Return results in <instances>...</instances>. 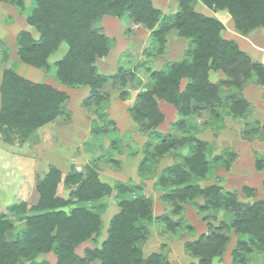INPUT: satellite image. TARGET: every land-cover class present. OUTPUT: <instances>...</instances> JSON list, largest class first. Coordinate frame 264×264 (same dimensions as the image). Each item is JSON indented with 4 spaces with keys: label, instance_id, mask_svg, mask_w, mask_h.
<instances>
[{
    "label": "trees",
    "instance_id": "16d2710c",
    "mask_svg": "<svg viewBox=\"0 0 264 264\" xmlns=\"http://www.w3.org/2000/svg\"><path fill=\"white\" fill-rule=\"evenodd\" d=\"M1 1L22 5V0ZM182 1L171 19L164 18L151 0H34V6L25 11V18L37 34L19 31L15 37L16 54L19 60L47 70V56L64 42L67 50L53 64L54 76L66 86L88 84V101H92L98 99L99 88L105 80L97 73L95 64L96 59L108 50L107 38L97 23L101 15H129L142 24L150 37L149 44L142 51L144 57L164 49L170 30L187 38L185 56L167 62L160 70L151 71L150 82H143L147 89L138 95L137 103L131 108L132 117L139 126L150 130L163 119L155 101L156 98L163 99L176 108L180 117L172 122V127L188 134L167 136L157 149L162 154L172 147L184 146L187 155L183 156L181 163L167 166L156 178L155 185L164 188L162 197L169 204L170 211L154 219L173 229L182 221V218L174 220L172 217L179 213L182 202H190L198 212L212 210L203 217L204 220L209 218L207 233L192 243L195 245L188 246L199 258L197 264H210L213 256L223 252L230 234L236 235L231 264H250L252 253L264 254V194L260 199L246 203L240 202L235 192L221 189L218 183L199 184L198 180L207 175L211 165L207 157L208 144L194 135L198 127L191 122V117L207 114L206 124L215 122L216 129L222 125V115L227 111L242 121L252 108L242 94L244 85L255 83L261 86L264 101V64L242 51L235 40L224 38L220 34L224 24L219 19L189 8L186 3L194 0ZM200 1L210 9L214 5L224 7L233 18L234 31L242 36H248L255 27L264 26V0ZM119 70L112 78L119 80L121 91L130 89L129 83L136 84L133 88L143 84L136 70ZM209 70H220L223 77L211 82ZM21 86L11 85L7 87L11 92L7 90L2 94L0 121L11 126L28 128L36 113L35 108L44 105L52 117L67 98L64 92L54 91L45 84ZM225 88L228 92L223 94ZM50 96L52 99L56 97L52 107L47 98ZM21 115L25 118L18 117ZM256 122L247 123L254 125ZM261 127L264 128V124ZM256 163L258 169L264 170L263 160ZM58 179V172L51 171L37 185L38 201L29 208V213L23 211V204L12 207L17 217L21 213L25 215L24 218L21 216L23 227L15 228L12 220L0 217V264H49L35 258L48 251L55 254V264H177L168 261L160 252L147 257L141 255L139 243L148 234L147 227L153 217L150 201L135 190L129 197L117 196L120 210L112 216L101 246L86 249L84 256L76 254V245L94 240L100 233L102 220L99 211L103 203L96 205L95 202L110 192V186L102 183L90 170L79 186L69 192L71 201L64 199L70 201L65 204L64 200L53 196ZM114 186L119 193L132 189L129 183L118 181ZM198 198L202 201L198 202ZM67 204L68 210L64 209ZM219 211L223 212L222 218L214 224L215 214ZM8 231H15L13 239H6Z\"/></svg>",
    "mask_w": 264,
    "mask_h": 264
},
{
    "label": "rangeland",
    "instance_id": "374dc122",
    "mask_svg": "<svg viewBox=\"0 0 264 264\" xmlns=\"http://www.w3.org/2000/svg\"><path fill=\"white\" fill-rule=\"evenodd\" d=\"M179 1L182 0H151L164 18L171 19L179 10ZM201 3L200 0H194L186 4L194 11L213 16L225 26L233 28V18L224 7L211 6L215 15L205 10V4ZM33 6L34 0H22L21 6L0 0V111L2 94L10 91L7 87L11 85L45 84L54 91L64 92L67 98L52 117L46 105L35 108L36 113L28 128L0 121V217L12 220L15 228L23 227L24 219L21 216L24 218L25 215L21 213L17 217L12 207L23 204V211L29 213V208L38 201L37 185L46 179L49 172L57 171L59 175L53 196L70 200L69 192L75 190L91 170L102 183L110 186V192L95 202L96 205L103 203L99 207L102 220L100 233L94 240L88 239L76 245V254L84 256L86 249L101 246L112 216L120 210L117 196L129 197L135 190L150 201L153 217L147 227L148 234L139 243L141 255L147 257L160 252L170 262L197 264L199 258L188 246L195 245L192 243L207 233L209 218L204 220L203 217L212 210L198 212L190 202H182L179 213L172 215L174 220L182 218V221L173 229L154 219L170 211L169 204L162 197L164 188L155 185L156 178L167 166L181 163L183 156L187 155L184 146L172 147L162 154L157 149L167 136L188 134L172 127V122L180 117L176 108L163 99L155 100L163 116L155 128L142 129L131 114L138 95L147 89L145 84L150 82V72L162 69L167 62L183 58L188 49V39L170 30L164 49L144 57L142 51L149 44L150 37L142 24L129 15H101L97 23L100 32L107 38L108 50L104 56L96 59L95 64L97 73L103 75L105 80L99 88L98 99L88 101V84L66 86L54 76L53 64L67 50L64 42L47 56V70L19 60L15 42L17 33L28 30L33 35L37 34L25 18V11ZM248 33L249 37H264V26L255 27ZM225 36L233 38L229 34ZM119 69L136 70L145 84L133 88L136 84L129 83L131 88L121 91L119 80L112 78ZM208 77L211 82H216L223 77V73L209 70ZM247 84L244 87L252 108L242 121L227 111L222 115V125L218 129L214 126L215 122L206 124L207 114H193L191 122L194 121L193 124L198 127L194 134L196 138L208 144L207 157L211 165L207 175L198 180L199 184L207 186L218 183L221 189L235 192L240 202L251 203L264 194V170L258 169L256 163L257 160H263L264 163V128L261 127L264 124L261 121L264 117V101L259 91L249 88L257 84ZM227 92L228 88L223 89V94ZM36 93L40 94L37 90ZM52 97H47L51 107L56 100V97ZM38 101L41 104L40 98ZM18 117L25 118L23 115ZM116 181L129 183L131 191L117 192L114 186ZM200 201L202 199L198 198ZM64 209H70L69 205ZM221 213L215 214V221L210 220L217 224L222 218ZM14 235L15 231H8L6 239H13ZM228 237L223 252L213 256L210 264H231L236 235L230 234ZM35 258L37 261L46 260L49 264L56 262L52 251L42 252ZM250 264H264V254L252 253Z\"/></svg>",
    "mask_w": 264,
    "mask_h": 264
},
{
    "label": "crops",
    "instance_id": "0c3cea01",
    "mask_svg": "<svg viewBox=\"0 0 264 264\" xmlns=\"http://www.w3.org/2000/svg\"><path fill=\"white\" fill-rule=\"evenodd\" d=\"M203 6H205V8H206L205 10L210 11L211 13L216 15V12L212 11L209 7H207L206 5H203ZM226 34L232 35L233 36L232 39H234L236 41V43L238 44V47L242 51L247 53L252 59H254V60L258 61V62H262L264 64V37L263 36H251V37L242 36V35L236 33L233 30V28L228 27V26L224 27V30H223V33H222L224 38H226V36H225ZM241 45H243V46H241ZM247 86H249V84H247ZM243 88L244 89H242V94L250 102L251 100L246 96V90L247 89L245 87H243ZM249 88L250 89L252 88V89H255L256 91H259L260 95H262L263 89L261 88V86L252 85V87H249ZM261 121H264V117H263V119Z\"/></svg>",
    "mask_w": 264,
    "mask_h": 264
}]
</instances>
